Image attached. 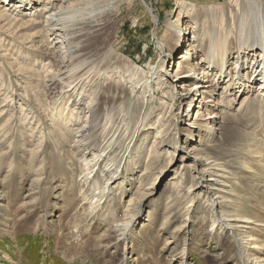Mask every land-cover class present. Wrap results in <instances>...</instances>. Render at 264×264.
<instances>
[{"label":"rangeland","instance_id":"1","mask_svg":"<svg viewBox=\"0 0 264 264\" xmlns=\"http://www.w3.org/2000/svg\"><path fill=\"white\" fill-rule=\"evenodd\" d=\"M4 1L0 264H264V90L228 82L261 59L247 46L264 34V0H82L76 18L111 27L80 76L67 62L80 39L49 29L66 15L42 23L63 0ZM182 3L198 6L186 21L199 41L177 55L159 42ZM243 42L239 62L204 60ZM201 61L208 92L185 99L195 80L173 75ZM61 65L69 78L50 84Z\"/></svg>","mask_w":264,"mask_h":264},{"label":"bare ground","instance_id":"2","mask_svg":"<svg viewBox=\"0 0 264 264\" xmlns=\"http://www.w3.org/2000/svg\"><path fill=\"white\" fill-rule=\"evenodd\" d=\"M13 1H15V0H5L4 2H7V4H10ZM38 1H40V0H30V1L27 0V1H22L21 3L19 1L14 6H15V8H18V7L21 8L22 5L23 6H26L27 4L32 5L34 2H38ZM72 1L73 0H70L71 3L70 2L68 3V0H63L64 5L60 6L58 8V11H56L54 14H52L49 18H47L45 16V19L43 20L42 23L44 25H48V23H49V25H51L52 24L51 22H53V20L55 19L56 16L66 15V16H59L57 19H55V21H57V23L53 24V26L50 27L49 29H56V30H53L51 35H55L56 32L58 33L59 29L63 30V33H60V31H59V33H58L59 35H57V37L53 38L56 42H62L64 44L70 45L71 42H74L75 37L80 39V41H78L77 45L75 46V49L72 51L73 55H72L71 59L67 61V62H72V63L75 62L77 64L76 71L74 74H75V76H78V75L80 76L82 71L87 67L86 66L87 60L90 61L95 56V55L93 56V54H92L94 52V50H96L94 41L96 39L100 38L106 32V30L108 28H110L111 26L107 22L97 23L93 19L76 18V16L73 13L80 12V15H84L87 12L79 8L82 5V0H75L74 3ZM31 2H33V3H31ZM242 2H243V4H249L252 7L255 6V4H256V2L254 0H231V3H235L237 6H238V4H240ZM91 3H94V2H91V0L86 1V5H90ZM45 4H49L51 7H55L57 4V0H46ZM92 5H94V4H92ZM179 6H180V8H179V12H178V14H179L178 18L166 20V31H167V33H169V37H166L161 42H159L160 45L162 46V48H165V50H166V43H167L168 39H172L173 42L175 43V46H176L174 52H176L177 55L182 53V51H179V50L184 49V45H186V43H183V41L188 36H190L191 34H193V37L191 39L192 41H195V40L199 41V34H198L199 26L197 25V23H188L186 21V19L189 16H194L196 11L198 10V6L192 5L190 3H188V4L182 3ZM91 9H92V7L90 8V10ZM112 9L113 8H107L106 13ZM259 9H260V11H262L261 19L264 21V5H259ZM5 10H7V12H5L3 14V16L4 17H10L11 15L8 12L10 9L5 8ZM69 12H71V13L68 15ZM48 13H50V12H48ZM106 13H101V14H106ZM79 20H81V21H79ZM263 21H261L259 23V25L262 28H264V22ZM68 27L72 29V32H70L68 30ZM74 29H76L75 32H74ZM170 35H171V37H170ZM257 37H264V34H256L253 37V39L251 40V42L248 44L247 47L253 48L254 51H256V48L261 49V53L259 54L261 59L253 58L249 63L242 61L240 63L239 68H240V70H244L245 73L241 74L240 70H239L238 73H234V76L228 80V82L229 81L233 82L232 84L234 86L236 85V83H239V84L241 83V85H243L242 84L243 80L249 76L250 80L252 78L258 79V81L260 83V89L264 90V39L257 38ZM245 43L246 42L239 43L238 45L235 46L234 49H231L230 44L225 43L224 47L226 49L223 50L219 54L220 55L219 60H216V58L214 57V54L212 52H211V56H209L208 58H205L204 60L209 59L212 66L217 67V64H218L221 67H223L225 61L228 58V53L231 54L233 51H235L237 54L238 62H239V60H240L239 57L242 56L243 52H241V51L243 50ZM226 45H228V46L226 47ZM189 46L193 47V46H197V45H193L191 42L189 44ZM183 52H184V50H183ZM60 55L61 54L57 53L56 56H53V60H55V62L62 60V58H59ZM171 55L172 54H169L170 57H172ZM257 61H259L258 64H257ZM62 65L59 68H56L55 71H53V74L55 76L49 79V81L51 82L50 84L55 83L57 78L60 77L61 75H62L61 79L69 78L70 72H68L67 75H63V73H65L67 71H66V69H64V71H63V69L61 68ZM66 65H69V64L66 63ZM202 66H204L203 61H201L200 63H197L196 66L191 68L189 70V73L186 72L183 75H180V73L179 74L176 73L173 75V77L178 76L179 79L190 78V80H192V79L195 80L194 87L187 91L188 93L185 94V97H184L185 99L189 98L190 100L193 101L197 95L201 94L204 96L205 93L208 92L204 89H201V88H204L205 86L200 85L202 77H204V76L206 77L208 75V72H206L205 70L202 71ZM225 66L227 68L230 67V65H225ZM198 70H201V72ZM222 76L223 75H219V76L217 75L216 78H218V77L222 78ZM71 81H73V79ZM208 101L210 102L212 100H208Z\"/></svg>","mask_w":264,"mask_h":264}]
</instances>
